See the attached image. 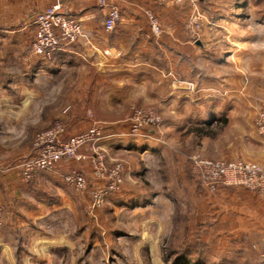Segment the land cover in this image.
<instances>
[{
	"label": "rangeland",
	"instance_id": "1",
	"mask_svg": "<svg viewBox=\"0 0 264 264\" xmlns=\"http://www.w3.org/2000/svg\"><path fill=\"white\" fill-rule=\"evenodd\" d=\"M155 4L154 9L149 6L146 12L159 20L160 27L175 34L185 33L191 41V61H187L191 63L190 72L185 73L181 68L173 73L177 89L187 87L195 97L204 96L206 104L214 105L224 104L236 95L234 87L240 91L244 86L264 84V0H182L181 3L166 0ZM199 17L196 27L194 23ZM102 27L99 45L79 43L80 46L72 49L73 53H64L51 63H43L44 66L35 67V59L24 60L20 56L23 50L14 55L4 50L0 61V162L4 165H13L32 154L36 135L54 122H63L71 134L86 132L93 126L106 135L104 127L109 123L131 128L135 112L141 110L158 118L156 124L146 126L145 130L154 133L165 121L158 106L163 109L166 104L126 105L127 117L110 119L107 114L110 104L103 101L101 86L105 79L104 66L115 63L101 55L105 31ZM111 34L104 33L108 37ZM90 50H93L91 55ZM177 59L181 65L184 59ZM246 92L239 95L247 98ZM94 95H97L95 102ZM263 108L261 105L258 110ZM90 116L95 119L91 126ZM116 138L106 137V143ZM99 145L92 152V145L85 144L80 152L92 157L93 153L104 152V143L101 141ZM113 148V145L106 148L110 154L109 167L125 168L120 189L99 207L92 193L105 187L109 178L94 181L90 170L72 161L69 168L82 170L90 183L85 191L76 192L63 178L56 177V172L46 175L48 184L36 189V193L43 200L41 207L52 212L45 216L38 215V211L19 216L10 231L1 226L0 264H173L178 251L192 258L213 254L215 237L212 243L205 242L204 232L197 233L191 228V220L199 217L189 212L185 215L179 201L173 208L166 199V178L164 173L158 175L157 169L161 167L158 160ZM207 155L216 157L214 152ZM131 162L141 164L143 175L125 186ZM125 192L139 196L128 200L133 207H127L121 199ZM186 202L189 203L187 197ZM38 203L33 209L39 210ZM208 245L213 246L209 249Z\"/></svg>",
	"mask_w": 264,
	"mask_h": 264
},
{
	"label": "crops",
	"instance_id": "2",
	"mask_svg": "<svg viewBox=\"0 0 264 264\" xmlns=\"http://www.w3.org/2000/svg\"><path fill=\"white\" fill-rule=\"evenodd\" d=\"M160 1L166 0H115L121 19L110 37L105 36L103 31L101 45L102 48L108 45L121 48L123 55L115 64L104 66L105 79L101 88L103 101L110 104L107 111L110 119L127 117L126 105L166 104L163 109L158 106L165 121L154 133L144 129L142 135L129 137L125 133L130 126L126 128L109 123L104 127L106 137L114 135L117 138L109 143L105 139L102 141L103 147L106 149L113 145V149L119 152H135L141 157L151 156L158 160L162 168H158L157 172L158 175L165 174L166 199L171 206L174 208L176 201H179L185 215L189 212L199 217L191 220L193 231L204 232L205 242L212 243V237H215L214 243L217 241L215 246H207L209 249L213 246L211 256H197L203 259L202 263L264 264V197L244 187L222 185L212 190L191 171L190 166L191 157L214 152L216 157L226 161L243 160L264 167V136L258 133L255 126L258 109L264 105V84H251L249 88L244 86L240 91L234 87L236 95H232L224 104L215 102L214 105L206 104L204 96L198 94L195 97L187 87L177 89L173 73L181 68L185 73L190 72L191 63L187 61H191V41L185 33L175 34L166 28L162 29L160 36H155L146 8L150 6L154 9L155 3ZM57 4L68 16L84 20L85 35L79 41L81 45H99L98 37L107 9L100 11L94 0H0V29L9 30L1 38L0 61L4 50L13 55L23 50L20 56L24 60L35 59V67L37 64H47L32 54L30 45L36 33V13ZM89 52L91 55L93 50ZM177 57L184 59L181 65ZM32 67L35 68L34 64ZM241 91H247V98L239 95ZM93 101H97V95H94ZM88 118L92 120L89 126L93 125L95 119ZM93 150L94 147L90 149L95 152ZM76 164L90 170L86 163ZM71 165L72 161H64L52 173L56 172V177L63 178L67 185L64 180L65 175L72 171L69 168ZM128 166L125 186L143 175L139 162H131ZM52 173H43L31 183L25 182L16 170L0 175V205L5 210L1 229L13 230L19 216L37 211L38 215L45 216L52 212L41 207L43 200L36 193V189L48 184L46 175ZM132 198L139 196L127 192L121 196L127 207L134 206L129 202ZM36 203L40 206L39 210L33 209Z\"/></svg>",
	"mask_w": 264,
	"mask_h": 264
},
{
	"label": "built area",
	"instance_id": "3",
	"mask_svg": "<svg viewBox=\"0 0 264 264\" xmlns=\"http://www.w3.org/2000/svg\"><path fill=\"white\" fill-rule=\"evenodd\" d=\"M99 8L107 9L103 27L106 32H113L121 19L119 7L115 0H94ZM181 3L182 0H176ZM152 23V31L155 36L163 32L159 20L148 13ZM91 16V15H90ZM89 18H92L90 17ZM199 19L194 23L199 27ZM83 19L68 16L61 11L59 4L36 13L34 24L36 26L35 37L31 42L32 54L42 62L51 63L64 53H71L84 37ZM9 30L0 29V42L3 34ZM103 55L110 61H118L123 55V50L116 46H106ZM92 116H90L91 118ZM158 122L155 115H150L145 110L135 112V123L125 136H140L146 126H152ZM255 126L260 135L264 136V108L261 109L255 120ZM68 128L63 122H54L36 135L34 152L13 165H4L0 162V175L10 171H18L27 183L34 181L43 173L54 171L64 161L88 163L91 177L94 181H104L109 178L107 185L96 188L92 197L94 203L101 207L105 200L120 189L121 175L125 171L124 166L118 165L111 170L108 165L109 151L96 152L92 157L81 153L85 144L98 146L106 139L100 129L93 126L86 132L68 134ZM114 137V135H112ZM124 136V135H120ZM193 170L197 177L212 190L220 186L244 187L264 197V167L255 162L233 160L226 161L210 155L191 157ZM65 182L76 191H85L90 187L89 179L82 170L72 169L65 175ZM4 207L0 205V227L4 220Z\"/></svg>",
	"mask_w": 264,
	"mask_h": 264
},
{
	"label": "trees",
	"instance_id": "4",
	"mask_svg": "<svg viewBox=\"0 0 264 264\" xmlns=\"http://www.w3.org/2000/svg\"><path fill=\"white\" fill-rule=\"evenodd\" d=\"M56 59H59V57H57ZM177 253L178 254L175 255V258L173 259V264H204L202 263V258H192L183 251H178Z\"/></svg>",
	"mask_w": 264,
	"mask_h": 264
},
{
	"label": "water",
	"instance_id": "5",
	"mask_svg": "<svg viewBox=\"0 0 264 264\" xmlns=\"http://www.w3.org/2000/svg\"><path fill=\"white\" fill-rule=\"evenodd\" d=\"M199 44V43H198Z\"/></svg>",
	"mask_w": 264,
	"mask_h": 264
}]
</instances>
